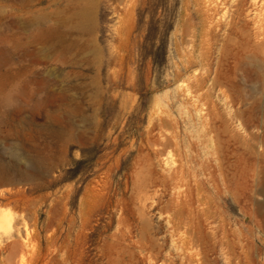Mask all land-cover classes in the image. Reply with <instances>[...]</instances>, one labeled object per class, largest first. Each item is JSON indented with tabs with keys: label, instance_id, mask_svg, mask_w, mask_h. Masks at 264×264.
Masks as SVG:
<instances>
[{
	"label": "rangeland",
	"instance_id": "rangeland-1",
	"mask_svg": "<svg viewBox=\"0 0 264 264\" xmlns=\"http://www.w3.org/2000/svg\"><path fill=\"white\" fill-rule=\"evenodd\" d=\"M0 213V264H264V0H0Z\"/></svg>",
	"mask_w": 264,
	"mask_h": 264
},
{
	"label": "bare ground",
	"instance_id": "bare-ground-1",
	"mask_svg": "<svg viewBox=\"0 0 264 264\" xmlns=\"http://www.w3.org/2000/svg\"><path fill=\"white\" fill-rule=\"evenodd\" d=\"M192 15V14H191ZM192 18V17H191ZM190 18V19H191ZM192 20V19H191ZM185 99V98H184ZM229 141V140H228ZM100 164V163H99ZM99 166H101V165H99ZM97 169V168H96ZM25 175H27V174H25ZM27 177V176H26ZM91 177H92V175H91ZM9 179V178H8ZM28 179V178H27ZM104 180V179H103ZM5 181H6V179H5ZM10 181V180H9ZM208 189V188H207ZM89 192V191H88ZM97 194V193H96ZM101 194V193H100ZM68 195V194H67ZM67 200V199H66ZM107 202V201H106ZM78 206H80V205H78ZM65 211V210H64ZM66 213V212H65ZM64 213V214H65ZM214 213V212H213ZM209 215V214H208ZM1 220H8V217H7V215L5 214V213H0V221ZM196 224V223H195ZM204 227V226H203ZM200 228V227H199ZM209 228V227H208ZM201 229V228H200ZM63 230H64V228H63ZM211 232H212V230H211ZM210 233V232H209ZM199 234V233H198ZM204 234V233H203ZM211 234V233H210ZM209 239V238H208ZM212 239V238H211ZM202 240V239H201ZM206 240V239H205ZM204 240V241H205ZM209 241V240H208ZM198 242V241H197ZM203 242V241H202Z\"/></svg>",
	"mask_w": 264,
	"mask_h": 264
}]
</instances>
